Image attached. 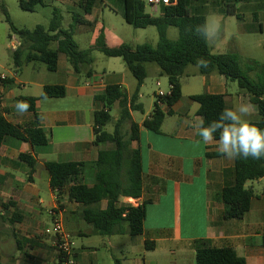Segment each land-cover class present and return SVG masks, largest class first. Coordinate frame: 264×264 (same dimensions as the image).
Wrapping results in <instances>:
<instances>
[{"label": "crops", "instance_id": "obj_1", "mask_svg": "<svg viewBox=\"0 0 264 264\" xmlns=\"http://www.w3.org/2000/svg\"><path fill=\"white\" fill-rule=\"evenodd\" d=\"M173 1L176 4L177 0ZM237 4L246 8L256 24H237L226 49H219V42L209 44L210 49L213 54L237 52L244 60H255L252 54L264 47L260 39L264 36V0H241ZM101 29L102 26L96 27L90 46ZM104 31L110 46L126 44L109 42L105 28ZM242 36L248 40L245 47L239 39ZM33 63L37 64L33 65L29 81L22 80L17 73L12 76L5 73L13 82L9 85L0 82V110L9 121L18 125L34 121L29 111L24 114L17 111L20 96L40 98L48 85L65 86L67 96L36 102L48 138L46 146L33 147L8 137L0 150V264H58L54 239L44 234L52 224V211L58 210L63 212L64 227L76 243L77 264H115V259H120L118 253L123 256L120 259L123 264H198L196 250L200 242L214 248H232L247 264H264V178L246 184L255 193L250 210L241 219H226L227 207L221 193L235 184V160H228L217 151L215 141L219 139L205 144L187 122L194 123L195 117H199L197 111L195 116H189L197 105L191 97L197 93L185 95L183 84L182 98L174 105L173 114L165 118L161 134L141 128L140 141L133 144L142 154L143 194L140 199H122L121 203L134 206L146 203L143 234L131 236L127 232L111 237L93 234L92 227L81 217L82 206L69 199L72 183L58 196L45 164L85 162L90 166L97 160L104 147L94 145V114L102 108L96 97L109 85L123 87L125 83L115 73L107 79L97 74L89 79L76 76L65 56L60 57L56 72H50L44 63ZM201 77L204 93L223 95L226 108L250 102L249 96L224 76ZM16 87L22 91H16ZM150 115L140 122L133 119L141 126ZM248 119L259 120L256 107ZM21 154L36 159L33 173L20 160ZM80 181L93 185L91 167H86ZM100 205L105 209L107 201Z\"/></svg>", "mask_w": 264, "mask_h": 264}, {"label": "trees", "instance_id": "obj_2", "mask_svg": "<svg viewBox=\"0 0 264 264\" xmlns=\"http://www.w3.org/2000/svg\"><path fill=\"white\" fill-rule=\"evenodd\" d=\"M117 1L124 20L134 28H157L159 42L156 47L149 44L136 47L129 44L110 46L102 28L95 43L89 49L81 50L73 33L62 29V15L58 9L53 12L48 30L42 25L33 31L12 28L20 38V44L13 53L15 67L19 70L25 63L41 62L50 72H56L60 57L65 56L76 76L83 75L89 79L94 74L92 54L99 51L109 58H122L137 80V89L132 96L120 85H109L96 97L102 108L94 114V145L103 146L104 149L99 152L94 163L90 166L85 162L45 164L55 193L60 196L72 183L68 189L69 199L82 206L81 217L92 227V233L103 237L124 235L127 232L131 236L143 234L146 203L138 206L121 203L122 199H140L143 194L142 154L140 149L133 148V144L140 141L141 128L161 134L165 118L173 114L174 105L182 98L181 78L189 66H196L200 58L210 63L207 68H198L199 74L205 77L219 74L231 82H236L239 91L248 95L250 102L258 110L259 120L253 123L264 130V63L244 60L237 52L213 54L209 43L195 32L196 26L203 24L206 17L191 14L188 0H177L176 4L161 6V17L148 14L147 4L143 0ZM239 1L241 0L227 5V14L237 15L236 7ZM97 2L98 0H79L78 5L83 13L74 14L75 23L91 25L85 17L93 13ZM19 4L28 12H34L38 6L45 5L44 0H19ZM4 12L10 21L5 7ZM171 27L179 32L176 41L168 38ZM153 63L158 65L160 76L168 78L170 92L162 97L156 94L153 111L140 126L134 121L132 113L144 111V106L139 101L140 90L147 78L146 66ZM0 82L9 85L13 81L7 79ZM66 96L67 88L62 85L45 86L40 98L20 96L18 101L28 103L30 107L27 111L34 115V121L28 125L12 123L4 111L0 110V150L8 137L29 143L33 147L46 146L48 138L42 128L36 102L38 99ZM191 100L201 106L197 114L204 118L205 126L217 120L221 111L226 108L223 95L202 93L193 95ZM117 103L119 117L115 120L114 130L108 132L106 127L113 122L110 112ZM163 107L168 110L164 111ZM214 138L220 139L218 132L214 134ZM19 158L29 166L31 173L35 171L37 161L34 157L21 154ZM86 167H91L93 171L92 186L80 181ZM262 178L264 159L235 160V184L221 193V200L227 207L226 219H241L250 210L255 193L251 188H247L246 184ZM103 201H107L105 209L100 207ZM18 244L21 247L20 240ZM196 256L198 264H247L234 249L209 247L205 242H200ZM115 264H123V261L116 258Z\"/></svg>", "mask_w": 264, "mask_h": 264}, {"label": "rangeland", "instance_id": "obj_3", "mask_svg": "<svg viewBox=\"0 0 264 264\" xmlns=\"http://www.w3.org/2000/svg\"><path fill=\"white\" fill-rule=\"evenodd\" d=\"M44 3L45 5L38 6L34 12H28L20 7L19 0H0V71L2 73L11 76L17 73L22 80H30L33 65L37 63H25L19 72L16 71L13 53L19 46L20 38L12 28L33 31L37 26L42 25L48 30L55 9L61 12L62 29L73 33V37L81 50H87L91 47L90 45L95 36V29L99 26L107 30L108 41L111 43L121 42L129 44L132 47L149 44L156 47L159 42V34L156 27L150 26L145 29H136L126 22L117 0H98L93 13L85 17L91 25L77 24L74 21L73 17L75 13H83L78 5L79 0H44ZM232 3H235V0H188L189 9L193 15H203L220 20L221 31L224 29V33L223 35L221 34L220 40L215 42V45L219 42V49H226L228 47L226 44H228V39L236 31L237 24H256L252 16L246 12V8L240 4H237L236 7L238 16L227 14V5ZM4 7L10 21H8L4 12ZM147 13L152 17H161L162 15L160 9L155 10L150 5H147ZM178 37V30L171 27L168 31V38L176 41ZM245 38L246 36L239 38L242 47H245L248 42ZM260 39L264 42V36L260 37ZM226 41L227 43H225ZM92 55L94 57L92 65L94 74L107 79V76L115 73L123 79L125 83L123 85L124 91L129 96L135 93L137 80L127 68L122 58H109L99 51L93 52ZM251 57H254L255 61L263 64L264 47L256 50ZM146 69L147 78L141 87L139 99L140 103L144 106V111L132 113L137 122H140L152 113L156 94L160 91L169 93L170 90L168 78L160 76V69L157 64H148ZM201 76L196 66L191 65L187 68L185 75L181 78L185 95L204 93L205 86L202 83ZM252 76L254 77V75ZM83 77L86 78V76ZM157 82L161 83L160 86L157 85ZM233 84L239 88L236 82H233ZM26 87L32 88V90L35 89V87L29 85ZM16 91H22V89L16 87ZM23 93L25 94L26 92ZM110 113L113 117V122L106 127L108 132L114 130L115 120L119 117V107L117 105L113 106ZM186 223L184 220L185 225ZM118 257L123 259L120 253H118Z\"/></svg>", "mask_w": 264, "mask_h": 264}, {"label": "clouds", "instance_id": "obj_4", "mask_svg": "<svg viewBox=\"0 0 264 264\" xmlns=\"http://www.w3.org/2000/svg\"><path fill=\"white\" fill-rule=\"evenodd\" d=\"M195 32L202 36L206 43L219 41L221 38V22L217 18L206 17L203 24L197 25ZM209 61L200 58L197 61V68H207ZM30 105L24 101H18L16 109L20 114L27 112ZM201 106L196 105L189 113L195 116V112ZM255 112V106L250 102L236 103L231 108L221 111L219 118L205 126L203 117H195V122L187 121L193 127L201 140L205 143L214 142V134L219 133L217 151L223 154L228 160L236 159H264V130L259 128L248 117Z\"/></svg>", "mask_w": 264, "mask_h": 264}, {"label": "built area", "instance_id": "obj_5", "mask_svg": "<svg viewBox=\"0 0 264 264\" xmlns=\"http://www.w3.org/2000/svg\"><path fill=\"white\" fill-rule=\"evenodd\" d=\"M152 8H160L161 6L173 5V0H143ZM9 79L5 74H0V81ZM160 86V84H157ZM158 96H165L166 93L160 91ZM52 224L44 230L46 236L54 239V245L57 250L59 260L58 264H77L75 258L76 243L71 235L66 231L63 221V212L61 210L52 211Z\"/></svg>", "mask_w": 264, "mask_h": 264}]
</instances>
